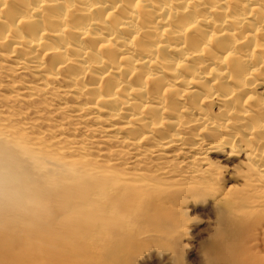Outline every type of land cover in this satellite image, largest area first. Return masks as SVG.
<instances>
[{"label": "bare ground", "instance_id": "6f19581e", "mask_svg": "<svg viewBox=\"0 0 264 264\" xmlns=\"http://www.w3.org/2000/svg\"><path fill=\"white\" fill-rule=\"evenodd\" d=\"M0 64V264H66L57 235L148 215L221 148L261 186L220 195L214 254L264 263V0H0Z\"/></svg>", "mask_w": 264, "mask_h": 264}, {"label": "rangeland", "instance_id": "374dc122", "mask_svg": "<svg viewBox=\"0 0 264 264\" xmlns=\"http://www.w3.org/2000/svg\"><path fill=\"white\" fill-rule=\"evenodd\" d=\"M1 65L0 71H3ZM3 83L0 77V93L6 90L2 87ZM45 111L50 112L48 108ZM45 116L49 117L46 114ZM227 150V148H221L214 151L215 153H210V150L206 151L204 162L201 165L208 164L213 167L212 175H210L212 179L209 182H204L205 179L201 176L195 178L193 175L184 180L168 182L161 186L149 206L152 210H162V214H151L152 210L148 211L150 212L148 215L144 213L143 215L131 214L129 209L132 206L138 207L141 203V201H131L118 213L109 215V223L99 225L89 234L74 232L64 236L62 233L57 235L56 237L64 246L65 238H69L74 245L62 256L67 258L65 263H228V260L216 256L215 248L218 243L225 246L229 243L234 245L235 241L233 242V240L235 239L228 237L226 229L227 223L234 219L233 210L235 209L220 195L222 196L225 191L231 193L245 187L243 186L244 182L249 184L253 182L246 178L245 171L238 162L240 157L231 155L232 153H228ZM218 157L228 159L219 163L213 162V159ZM213 165L216 168L217 166L222 167L215 169ZM190 169H195V165ZM171 180L173 179L169 181ZM253 184L261 186L260 182ZM246 188L250 189L249 186ZM249 207L253 210L254 219L250 232L252 231L253 236L256 235V238L251 242L264 243L262 237L264 236V202L250 203ZM258 216L263 218L260 223L257 222ZM256 232H260L261 236H258ZM221 238H224V241L220 240ZM214 242H216L215 247ZM252 246V251L264 252L260 245L253 244ZM211 250L213 253L210 252ZM231 263L233 264V262ZM231 263L229 262V264Z\"/></svg>", "mask_w": 264, "mask_h": 264}]
</instances>
